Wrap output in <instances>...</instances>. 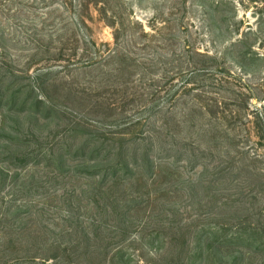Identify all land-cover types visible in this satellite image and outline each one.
Instances as JSON below:
<instances>
[{
    "label": "rangeland",
    "instance_id": "obj_1",
    "mask_svg": "<svg viewBox=\"0 0 264 264\" xmlns=\"http://www.w3.org/2000/svg\"><path fill=\"white\" fill-rule=\"evenodd\" d=\"M218 106L256 141L264 0H0V220L26 235L42 221L82 258L99 233L125 236L133 264H176L165 255L182 242L160 228L202 229L225 203ZM108 153L132 175L101 191Z\"/></svg>",
    "mask_w": 264,
    "mask_h": 264
},
{
    "label": "trees",
    "instance_id": "obj_2",
    "mask_svg": "<svg viewBox=\"0 0 264 264\" xmlns=\"http://www.w3.org/2000/svg\"><path fill=\"white\" fill-rule=\"evenodd\" d=\"M229 113L227 108L219 106L207 112L217 121H223V124L216 123L212 128L217 135H223L222 143L216 151L222 154L224 161L219 171L218 168L215 170V174H220L228 185L224 193L226 197L222 196L225 203L220 205L217 200L211 203L213 206L211 216H208V225H204L202 229L197 224H186L188 219H184L178 227L162 226L160 229L163 237L168 239L166 237L170 235V244L182 242L181 249H174L165 255L169 257L167 261H176V264H264V110L263 113L260 110L255 112V142L249 135H243V128L236 122L237 114ZM177 124L180 132L188 129L182 118ZM233 134L237 135L233 137ZM104 148H107L104 144L99 147L100 150ZM99 154L103 156L100 152ZM20 155L12 157L15 161L21 158L20 163L25 165L29 160L26 155ZM102 156L96 159L97 163L104 165L98 170V173H104L100 183L101 191L108 184H120L124 187L126 176L132 175L130 164L120 156L109 153L104 158ZM219 187L222 189V183ZM233 198L236 200L233 201ZM204 222L205 220L202 223ZM41 223L42 221L32 223L35 224L36 234H24L28 229L26 226L18 234L17 219L2 218L0 264L135 263L130 254L123 255L124 252L120 251V246L126 244L123 240L125 236L117 244L108 243L103 236L98 237L99 233L93 239V235L91 238L86 237L89 248H86L82 258V244L78 239L74 240L70 235L67 242L53 240L48 237L46 228ZM112 245L119 247L114 254ZM165 256H158V262L165 261ZM136 264H140V260Z\"/></svg>",
    "mask_w": 264,
    "mask_h": 264
}]
</instances>
